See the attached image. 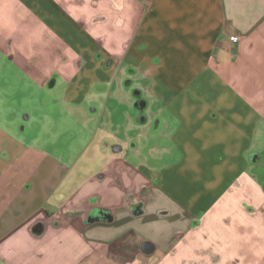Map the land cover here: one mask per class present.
I'll list each match as a JSON object with an SVG mask.
<instances>
[{
    "label": "crops",
    "instance_id": "0c3cea01",
    "mask_svg": "<svg viewBox=\"0 0 264 264\" xmlns=\"http://www.w3.org/2000/svg\"><path fill=\"white\" fill-rule=\"evenodd\" d=\"M262 154L264 0H0V264H264Z\"/></svg>",
    "mask_w": 264,
    "mask_h": 264
},
{
    "label": "rangeland",
    "instance_id": "374dc122",
    "mask_svg": "<svg viewBox=\"0 0 264 264\" xmlns=\"http://www.w3.org/2000/svg\"><path fill=\"white\" fill-rule=\"evenodd\" d=\"M25 86H26V84L22 83V88L20 89V91H21L20 97H22V98L20 99L19 97H17L14 100H12V101H15V102H11V103H49V100L51 98L48 97L47 95H42V94L39 95L40 97H38L36 101L35 100L32 101V100H29V99H25L26 96H27V95L26 96L24 95V93H26V92L23 91V90L26 89V88H24ZM23 96H25V97H23ZM50 102H52V100H50ZM17 117H18V115H17ZM69 142L70 141L67 140L66 142H64L63 146H65ZM260 164H261V167H263V169H262L261 173L259 172V175H261V176L259 177L258 182L260 183V185L264 189V154L261 155Z\"/></svg>",
    "mask_w": 264,
    "mask_h": 264
},
{
    "label": "built area",
    "instance_id": "2783aa9c",
    "mask_svg": "<svg viewBox=\"0 0 264 264\" xmlns=\"http://www.w3.org/2000/svg\"><path fill=\"white\" fill-rule=\"evenodd\" d=\"M236 39H237V37L232 38V40H236Z\"/></svg>",
    "mask_w": 264,
    "mask_h": 264
}]
</instances>
